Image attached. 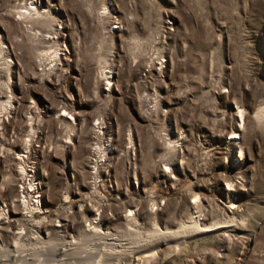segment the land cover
<instances>
[{
	"label": "rangeland",
	"instance_id": "obj_1",
	"mask_svg": "<svg viewBox=\"0 0 264 264\" xmlns=\"http://www.w3.org/2000/svg\"><path fill=\"white\" fill-rule=\"evenodd\" d=\"M0 211V264H264V0H0Z\"/></svg>",
	"mask_w": 264,
	"mask_h": 264
},
{
	"label": "water",
	"instance_id": "obj_2",
	"mask_svg": "<svg viewBox=\"0 0 264 264\" xmlns=\"http://www.w3.org/2000/svg\"><path fill=\"white\" fill-rule=\"evenodd\" d=\"M260 34H263V24L260 26Z\"/></svg>",
	"mask_w": 264,
	"mask_h": 264
},
{
	"label": "bare ground",
	"instance_id": "obj_3",
	"mask_svg": "<svg viewBox=\"0 0 264 264\" xmlns=\"http://www.w3.org/2000/svg\"><path fill=\"white\" fill-rule=\"evenodd\" d=\"M7 102H9V101H7ZM9 104V103H8ZM241 114V113H240ZM241 116H242V114H241ZM20 171H22V168H20ZM23 172V171H22ZM22 175V174H21ZM24 175V174H23ZM2 214V211H0V215ZM5 217V216H4ZM1 220V219H0ZM1 247V246H0Z\"/></svg>",
	"mask_w": 264,
	"mask_h": 264
},
{
	"label": "built area",
	"instance_id": "obj_4",
	"mask_svg": "<svg viewBox=\"0 0 264 264\" xmlns=\"http://www.w3.org/2000/svg\"><path fill=\"white\" fill-rule=\"evenodd\" d=\"M34 197H37V196H34ZM32 202L33 203H38V200L33 199Z\"/></svg>",
	"mask_w": 264,
	"mask_h": 264
}]
</instances>
